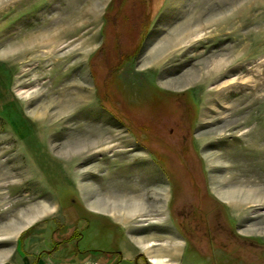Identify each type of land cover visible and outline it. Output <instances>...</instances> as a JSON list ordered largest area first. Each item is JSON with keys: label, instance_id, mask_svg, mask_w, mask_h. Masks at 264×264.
Here are the masks:
<instances>
[{"label": "rangeland", "instance_id": "1", "mask_svg": "<svg viewBox=\"0 0 264 264\" xmlns=\"http://www.w3.org/2000/svg\"><path fill=\"white\" fill-rule=\"evenodd\" d=\"M26 38L51 45L7 55ZM93 140L109 145L66 155ZM163 185L182 264H264V0H0V226L36 208L25 229L118 251L124 231L86 200Z\"/></svg>", "mask_w": 264, "mask_h": 264}, {"label": "crops", "instance_id": "2", "mask_svg": "<svg viewBox=\"0 0 264 264\" xmlns=\"http://www.w3.org/2000/svg\"><path fill=\"white\" fill-rule=\"evenodd\" d=\"M158 189L163 197L152 202L147 199L148 193L144 190L102 202L86 200L88 212L107 218L124 231L127 244L122 243L118 251H77L75 245L82 237L78 233L63 234L61 229L51 230L47 223L35 224L17 236L3 238L4 235L0 234V264H60L72 262L76 257L88 258L92 254L109 256L107 259L114 264H182L187 243L173 227L174 222L169 215L170 193L164 185L153 190ZM156 212L159 216L157 220L151 218ZM145 214L148 218L143 220L145 223H140L142 220L139 218ZM48 220L46 222L51 223L66 221L60 215H52ZM6 226H0V230Z\"/></svg>", "mask_w": 264, "mask_h": 264}, {"label": "bare ground", "instance_id": "3", "mask_svg": "<svg viewBox=\"0 0 264 264\" xmlns=\"http://www.w3.org/2000/svg\"><path fill=\"white\" fill-rule=\"evenodd\" d=\"M196 19V18H195ZM193 20V23H192V25L191 24H188V25H186L185 26V28H184V31H186L187 32V34L186 33H184L186 36L188 35V36H194V35H196V34H198L199 32L201 33V30L202 29H204V26L201 24V23H199V22H197L198 21V18L196 19V20ZM207 27V26H206ZM210 28H211V26H210ZM213 31H215V30H212V32ZM183 33V32H182ZM209 33H211V32H209ZM208 33V34H209ZM40 34V33H39ZM42 35V34H41ZM210 35V34H209ZM41 37V36H40ZM45 37V36H44ZM190 38V37H189ZM180 39H182V37L181 38H179V40H178V38L177 39H174V42H173V46H175V45H177L178 44V42L180 41ZM54 44V43H53ZM179 44H181V42L179 43ZM51 45V43L49 42H45V41H40V42H37V41H35L34 40V38H26L23 42H21V43H19V44H15L14 46H11L9 49H8V51H7V55H12L13 53H22L23 52V55H25L26 56V54H27V52L28 51H38L39 49H42V48H47V47H49ZM221 65H222V61L220 62V63H218L217 64V67L218 68H220L221 67ZM224 67V66H223ZM205 75L208 77V72H206V73H203V74H201V73H197V77L199 76H201L202 78L203 77H205ZM192 80V79H191ZM74 97V100L72 101V103H70L71 101H68L67 99H65V98H63V99H58V97H56V98H54L53 100H55L56 102H52L53 103V108H58L59 110L60 109H62L63 107H64V104H65V107L63 108V109H66L67 108V106H69V108H71V110L72 109H75V108H77V107H79L80 106V98H78L77 97V94L75 95V96H71V98H70V100L72 99ZM44 108H47L49 111H51V105H49V103L47 104V105H45L44 106ZM60 112V111H59ZM35 115V114H34ZM55 116H56V118H54V116L53 115H51V114H47V113H45V114H42L41 116H42V119L44 120V121H50L51 122V124L54 126V125H57L58 124V121L61 119H64L66 116H63L64 115V113H57V114H54ZM41 119V120H42ZM53 119H54V122H53ZM79 144V143H78ZM72 145V144H71ZM75 145V144H74ZM73 145V146H74ZM108 145L109 144H105V146H107L108 147ZM102 145H100V142H96L95 143V140H93V141H90V142H86L85 144H84V146L83 147H81V146H77V147H75L72 151H70V152H68L67 151V156H69V157H71V156H77V155H80V154H82V153H84V152H87V151H91V150H93V149H96V148H99V147H101ZM105 146H102V147H104L105 148ZM70 149L69 150H71L72 149V146L71 147H69ZM68 149V148H67ZM219 196H220V198L221 199H224L225 200V196H221L220 194H219ZM28 210H29V208H28ZM32 210H33V212H32ZM30 209V211H28V212H30V214L29 215H22L20 218H16V219H18V223L17 222H12L11 224H9L8 225V231L6 232L5 230L3 231V232H5L4 234H5V236H6V234H11L12 236L13 235H18L20 232H22L27 226H29L34 220H35V218H39L38 216V214L36 213L39 209ZM37 210V211H36ZM41 211V210H40ZM35 212V213H34ZM32 213H34V214H32ZM6 228V227H5ZM4 229V228H3ZM0 234H2V233H0ZM3 234V235H4Z\"/></svg>", "mask_w": 264, "mask_h": 264}, {"label": "built area", "instance_id": "4", "mask_svg": "<svg viewBox=\"0 0 264 264\" xmlns=\"http://www.w3.org/2000/svg\"><path fill=\"white\" fill-rule=\"evenodd\" d=\"M47 264H57V263H47ZM72 264H75V263H72ZM77 264H101V263L98 262V261L89 259V260H85V261L79 262Z\"/></svg>", "mask_w": 264, "mask_h": 264}]
</instances>
